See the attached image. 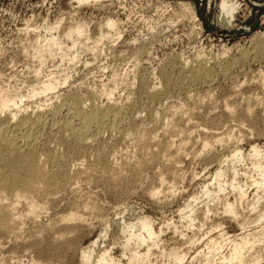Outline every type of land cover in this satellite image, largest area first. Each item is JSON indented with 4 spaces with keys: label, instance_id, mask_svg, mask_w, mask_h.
Wrapping results in <instances>:
<instances>
[{
    "label": "rangeland",
    "instance_id": "rangeland-1",
    "mask_svg": "<svg viewBox=\"0 0 264 264\" xmlns=\"http://www.w3.org/2000/svg\"><path fill=\"white\" fill-rule=\"evenodd\" d=\"M79 1L0 0V94L27 91L53 72L60 78L69 76L60 93L79 95L87 100L88 108L92 103L97 107L110 102L128 105V115L133 113L134 119L118 124L120 130L129 131L125 137L110 126L100 127L97 134L99 126L94 128L95 124L92 134L97 138L88 135L92 140L86 145L91 146L81 149L86 155L82 152L81 160L71 157L75 160L69 161L65 176L54 156L66 150L67 130L60 123L56 125L59 130L50 124L42 129L43 135L40 132L34 142L37 164L42 178L43 174L53 175L56 180L49 185L40 180L37 190L28 192L33 200L40 194L34 201L9 198L13 201L16 197L18 202L6 210L11 227H0V264H83L82 251L90 245L96 253L109 249L121 264H128L118 221L135 222L144 215L157 229L163 227L159 243L153 246L154 264H167L162 248H186L185 238L194 231H199V240L189 249V259L206 248L208 238L221 233L230 238L240 235L245 230L223 212L222 201L235 199L238 191L229 184L235 177L248 190L239 208L247 214V202L255 191L253 180L259 177L250 154L253 145L264 151V50L257 55L253 50L257 44L264 46V0H233L237 4L232 15L223 10V0ZM220 16L230 23L222 24ZM58 19L63 22L61 29L84 24L92 37L87 44L92 45L101 31L108 37H103L95 52L85 45L79 47L76 60L70 56L47 59L44 73L37 76L34 64L38 62L31 53L35 32L27 29V24ZM109 19L117 22L110 29L106 26ZM235 57L238 63L227 69V62ZM203 63L217 71L218 77L191 74ZM141 77L157 90L156 100H148L140 92ZM49 98H26L32 105L28 111L39 101L51 103ZM10 110L14 109L3 115L10 116ZM101 145L104 149L100 151ZM238 149L245 158L236 164L235 175L224 160ZM219 166L227 168L221 177L225 189L213 200L203 189L206 183L218 190L213 172ZM189 200L196 218L193 228L185 217ZM70 214L81 221L69 219Z\"/></svg>",
    "mask_w": 264,
    "mask_h": 264
},
{
    "label": "bare ground",
    "instance_id": "bare-ground-1",
    "mask_svg": "<svg viewBox=\"0 0 264 264\" xmlns=\"http://www.w3.org/2000/svg\"><path fill=\"white\" fill-rule=\"evenodd\" d=\"M89 1L90 0H80L79 3L80 4L81 3H88ZM225 1H226V3H225ZM236 2L237 1H233V0H229L228 2H227V0H223L222 1L223 10L226 11L227 13H229V11H230V15H232V11L234 9H236V4H237ZM220 17H222V16H220ZM75 20H74V22H75ZM227 20H228L227 17H224L220 21L222 22V24H229L230 21H227ZM34 21L35 20H33V21L31 20L30 22H28L27 29L31 30L32 32H35L34 33V40H33L34 42L32 41L33 43H31L32 44L31 48L33 49V52H31V53H33L32 56H33V58H35V59H33V61L37 60L36 62H38L37 64L36 63L34 64L37 66L34 68V74L37 76L44 73V70L42 71V69H43L42 67L45 64V62L47 61V59L52 58V57L55 58L56 56H60V58L65 59L66 57L70 56L71 60H76V58L78 57V53L80 52L79 47H82L85 45L84 47L87 46L88 49L94 50L96 47H98L100 45V43L103 42V40H104L103 37H106L108 35L107 33L103 34L104 32L101 31V33L98 36L93 38V43H92V45H90L89 43L87 44V40L88 39L91 40L92 37L90 36L87 27L84 24H81L80 22L73 23L72 25H68L69 26V27L67 26L68 28L64 27L65 29L64 28L61 29V27L63 25L62 19H58L53 23H51V22L50 23L49 22L43 23L42 25H38ZM78 21H79V19H78ZM116 25H117V22H116V20H113V19H109L106 22V26L109 29L113 28ZM60 29L62 31H59ZM86 36L88 37L87 39L85 38ZM253 50H254L255 55H257V54L263 52L264 46H263V44H261V45L257 44ZM94 52H95V50H94ZM236 60H237V58L233 59V61H228L226 68L230 70V68L234 66V64H235L234 62H237ZM242 60H243V57H242V59L240 58L238 61H241V63H242ZM244 60H243V62H244ZM191 72H193L191 74H195L198 77H201V78L206 77L209 79L213 78V76H215V75L216 76L218 75L217 71H215L212 67H210V65H207L204 63L197 65V67H194L191 70ZM54 74L55 73L51 72L50 75H53L52 77L49 75L50 78L48 77L47 80H43L39 86H37L38 84L37 85L34 84V85L29 86L30 88H28L27 91H22V92L15 94V95L14 94H8L7 93L8 91L5 94L4 93H2V95L0 94V114H2V115H0V202H1L0 203V227L1 228L2 227L3 228L8 227L11 224L10 218L8 216L9 213H7L8 211H6V210H8V208L10 206L14 207L13 205H15L18 202L16 200L17 199L16 197H18V199L25 198L26 201L28 199V201L30 202V200L32 201L33 199H31L32 197L30 198V194L28 192H30V190L36 191L37 190V183L40 180L45 181L46 184L48 182H50L51 180H56L53 175H50V176L47 175L45 177V174H43L44 177L42 178L41 177V175H42L41 169L37 164V161H38L37 157L38 156L36 154V151L34 150L35 149L34 146L37 142L36 143H34V142H35V140L38 139V135L42 134V129H45L44 127L48 126L49 124L51 126L53 125V126L57 127L56 125H58V123H60L61 126L65 130H67V132H64L67 134V136L65 134L64 135L66 137H69V140H66V142H65L66 143V150L64 152L58 153L57 155L54 154L55 155L54 158L57 157L55 159H57L61 163V165L63 166V169H62V171H60V173L63 174V176H65L68 174V168L70 166L69 161L71 162V160L73 158H76V157L78 158L80 156H83V154L86 155V153L84 151H82V152H84L82 154L81 149H83L84 146L86 144H88L87 142L90 139L89 138L90 136H88V135L95 133L93 131V128H92L95 124L96 125L94 126V128L99 126L97 128L98 130L96 133L100 134V127H105V126L109 127L110 126L111 129L113 128L115 130L116 129L118 130L119 129L118 124L121 121H123L126 118L127 119L128 118L134 119L133 118L134 116L132 115L133 113L132 114L130 113V116L128 115L129 114V112L127 111L128 105H126L127 107H125V104L119 106L117 104H114L113 102H110L109 104L104 105L102 107H99V106L97 107V105L92 103V104H89L90 108H88L87 107L88 105L86 103L87 100L83 99L79 95H70V94L66 95V94L60 93L59 92L60 86L67 82V79L69 76H67V75L65 76V74H64L65 77L60 78L56 75L54 76ZM181 76H183V74ZM170 77H168V78H170ZM190 77H192V76H190ZM203 80H204V78H203ZM199 81H201V80H199ZM149 82L150 81L147 78L141 77L140 92L145 94L146 98H148V100L149 99H155V98L157 99V90L155 89L154 86L150 85ZM167 84H168V87H170L169 83H167ZM8 88H10V87L8 86ZM18 90H20V89H18ZM109 93L112 94L111 91ZM110 94H108V95H110ZM40 95H45V97H50L47 100H52L53 99L52 96H54L56 98V102L53 103V100H52L51 103L47 104L45 102L43 103V102L39 101L36 104L37 106H35V108H32V111H28V109L32 105H30V104L28 105V103L30 101L27 102V101H25V99L26 98L27 99H29V98L33 99V98H36ZM134 102H135V100H134ZM34 103H36V102H34ZM137 105L138 104H136V106ZM139 106H141V105H139ZM131 107H134V104ZM141 108H143V107H141ZM9 109H14L15 111L10 110L11 111L10 116L9 115L8 116L3 115V113L6 114V112ZM35 109H37V110H35ZM21 110H23L22 111L23 113L20 112ZM128 110H130V109H128ZM19 112L21 113L20 116H19ZM120 125H121V123H120ZM51 126H49V127H51ZM61 126H59V127H61ZM132 126H134V125H132ZM49 127H47V128H49ZM127 127L125 129H127ZM130 128H132V127L130 126ZM64 129H62V130H64ZM49 130H50V128H49ZM57 130H59L58 127H57ZM103 130H105V128ZM120 131H121L120 135L122 133V135H121L122 137H125V136H127V134H129V131H126V130H120ZM44 132L46 133L45 130H43V133ZM50 134L51 133L49 132V135ZM92 135H94V134H92ZM97 136L99 137V135H97ZM91 138H93V136H91ZM95 138H97V137L95 136ZM64 139H66V138H64ZM99 139H101V137ZM90 140H92V139H90ZM99 141H101V140H99ZM86 146H88V145H86ZM89 146H91V145H89ZM97 147H99V146H97ZM85 149H87V148H85ZM89 149L91 152V148H89ZM103 149H104V146L100 147L99 150L101 151ZM97 150H98V148H97ZM263 152L264 151L261 149V147L259 145H253L251 148V154H250V160L252 162L251 166L254 168V170H256L259 177L258 178L256 177L255 179L253 178L254 179L253 184L255 185V191L253 193L252 198L249 199V201L247 202L248 203L247 204L248 205L247 214L242 213L239 210V208H240L241 202L243 203V200L246 198L248 190L246 189V187L244 185H241L243 183L240 184L239 182H236L235 177L229 183L230 185L234 186V188L237 189V191H238L235 199L233 201H231V200L226 198L224 201H222L223 202L222 203L223 204V206H222L223 212L229 214L233 219H235L239 224L238 226H240L243 229V231L244 230L245 231L242 232L240 235L238 234L237 237L235 236V238L227 237L224 233H221V235L219 234L220 236L215 237V238H213V237L208 238L207 237L208 239L206 240V248L204 250L203 249L197 250V252L194 255H192L191 259H189V254H190L189 249L192 248L193 246H195L196 242L199 240V238L196 235V233L199 231H197V232L194 231L192 235H190V236L188 235L187 239L185 238L186 243L185 242L184 243L187 244L186 248H182V246H180V247L176 246V247H173L169 250H167V249L165 250L164 248H162L161 254H162V256L167 258V264H264V161H263L264 154H263ZM96 153H97V151H96ZM98 154H100V152H98ZM71 157H73V158L71 159ZM80 158H78V159L81 160ZM244 158L245 157H244L243 151L238 149V150L234 151L232 154H230L227 158H225L224 162L229 164L232 167L234 174L237 175L238 171H237L236 164L241 162V161L243 162ZM73 160H75V159H73ZM217 161H219V160H217ZM226 169L227 168H223V166H219L218 168H216V170L214 171L215 173L213 172V174H214L213 181L217 182L218 190L211 189L209 186L210 184L205 183V186L203 189L204 195L205 194L208 195L209 197L213 198V200H214V198L216 199L220 196L219 193L222 190L224 191V189H225V187L223 188V185L221 183L222 182L221 177L225 175ZM48 172H51V171H48ZM57 177H58V175H57ZM59 177H61V176H59ZM177 177H178V175H177ZM43 183L44 182H42V184ZM38 184H40V183H38ZM48 185H49V183H48ZM48 185H46V186H48ZM52 185H54V184L52 183ZM38 186H40V185H38ZM38 188H40V187H38ZM44 190H48V189H44ZM40 192H42V191H40ZM44 192H47V191H44ZM39 195H37L36 197H38ZM13 196H16L15 198H12L15 200H13V201L9 200V198L11 199V197H13ZM49 196H50V194H49ZM36 197L34 198V200L36 199ZM193 198H194V196H193ZM4 199H6V200H4ZM2 201H8L9 204H6L7 202L2 203ZM246 201H247V199H246ZM187 203L188 204H186V206H185V209H187V211L185 210L186 211L185 217L188 218V220H189V222H188L189 226L193 228L194 221L196 220V218L194 216V209H193V206H191V203H192L191 201L187 202ZM185 211H184V214H185ZM187 212H188V214H187ZM243 212H245V211H243ZM119 213H121V212H119ZM181 214H183V213H181ZM75 216H77V215L70 214L69 219L72 220L75 218L76 219L80 218V217L77 218ZM79 216H81V215H79ZM83 218H84V216H82L81 219H83ZM69 219H67V220H69ZM136 219L137 220L135 222H123V223H121L118 221V224L120 225L121 230L124 232V240L122 243L123 254L129 253V255H128L129 256V263L128 264H154V263H152V259H151L153 257L152 256L153 246L157 245L159 243L160 238H161V234L163 233V227H160L159 229H157L155 227V224H154L155 222L149 216H146V215L139 216ZM71 220L69 222H71ZM113 221H114V219H113ZM176 225L177 224H175V226ZM9 227H11V226H9ZM175 228L177 230H179L178 227H175ZM196 228H194V229H196ZM4 229H6V228H4ZM174 231H175V229H174ZM182 233L184 234V232H181V234ZM100 237H101V235L99 236V238ZM94 243L96 244L97 240L94 241ZM92 247H93V245H90V246L83 249V251H82L83 264H92V263H94V264H121L118 261L119 259L116 260L115 257L112 255L111 250L106 249L104 247L105 249L96 253L97 251H95V248H92Z\"/></svg>",
    "mask_w": 264,
    "mask_h": 264
}]
</instances>
